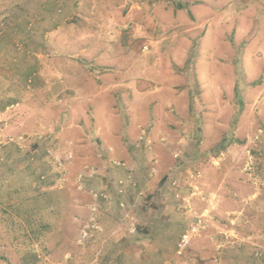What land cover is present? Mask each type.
I'll list each match as a JSON object with an SVG mask.
<instances>
[{"label":"rangeland","instance_id":"374dc122","mask_svg":"<svg viewBox=\"0 0 264 264\" xmlns=\"http://www.w3.org/2000/svg\"><path fill=\"white\" fill-rule=\"evenodd\" d=\"M0 2H81L79 8H70L67 13L73 16L69 22L75 24L74 34L80 35L70 38L67 48L69 63H84L89 76L86 87H51L58 85V72L44 77L42 70L30 71L29 76L16 70L10 73L12 77L21 81L32 76V82L23 80L19 86H8L6 71L0 72V122L13 124L20 117L23 124H30V134L42 135L49 173L41 180L51 179L47 183L50 187L46 185L48 188L35 196L0 200V264H140L137 257L130 256L135 247L127 246V236L132 238L130 224L138 227L141 222L124 214L127 209L152 204L153 199L140 186L142 176L160 180L172 171L177 173L173 168L177 166L191 177V173H201L199 161L218 159L221 151L232 146L242 149L239 165L243 162L246 168L240 179L264 194V0ZM4 18L0 21L5 22ZM24 40L19 36L13 47L19 51L28 47ZM55 44L58 47L59 41ZM80 50H87V55L114 53L120 58L117 71L109 72L107 80L96 78L104 72L92 69L90 58L82 57ZM38 59L43 63V57ZM99 60L107 62V58ZM43 77L51 86H44ZM91 78L104 85L96 98L110 94L117 99V103H104L100 113L105 116L112 110L113 127L127 137L129 156L136 155L133 169L94 133L95 105L87 100L95 91ZM7 98L14 99L13 104L19 101V105L6 107L11 105L5 103ZM49 100L54 103L51 120L45 117ZM64 104L71 112L70 129L76 134L58 132L57 116ZM102 125L107 128L105 119ZM159 146L168 154L166 165H161ZM113 161L123 164L117 166ZM210 164L218 163L211 159ZM115 168L123 173H114ZM92 170L96 172L90 175ZM121 178L128 179L125 194L118 193ZM101 189L108 192L107 200L93 197L91 190ZM136 196L138 200L132 205ZM123 200L124 209L120 206ZM258 205L264 207L260 200ZM95 207L101 209L92 216ZM255 223L264 228V215ZM180 231L177 228L174 232ZM197 235L179 258L187 259ZM260 242L264 246L263 236ZM212 256V263L217 264L218 256L217 260ZM260 257L264 258V253Z\"/></svg>","mask_w":264,"mask_h":264},{"label":"crops","instance_id":"0c3cea01","mask_svg":"<svg viewBox=\"0 0 264 264\" xmlns=\"http://www.w3.org/2000/svg\"><path fill=\"white\" fill-rule=\"evenodd\" d=\"M80 5L81 2H0L1 10L7 8L3 13L0 12V19L5 15L4 21L6 22L0 21V33L3 32L2 36L0 34L2 37L0 38V61L2 56L5 61L3 66L0 63V72L6 71L7 78L5 80L9 83L8 86H19L23 80L25 83L27 82L26 79L20 81L12 77L10 73L21 70L27 74L36 69L44 71V77L48 74L57 75L56 72H58V85L51 83V86L43 77L44 80H41L44 86L68 87V85H74L81 88L88 85L84 83L87 78L89 79L85 71V64L69 63L71 54L67 48L70 38L80 37V35L74 34L75 24L69 22L73 16H68L67 13L71 12L70 8H79ZM31 6L38 8L34 11L30 9ZM74 15H77L76 11H74ZM2 23H5V26L1 29ZM69 31L72 32L69 33ZM19 36L24 37V41L28 44V47L23 49L21 47L20 51L13 47L14 40ZM57 40L59 41L58 47L55 44ZM41 45H43L42 48ZM80 51L82 57L90 58L92 69L104 72L97 75L96 78L107 80L110 78L109 72L117 71L115 65L118 64L120 58L116 57L114 53L87 55V50ZM30 54L37 58H29ZM105 54L106 57L103 56ZM39 57H43V63L41 60L39 61ZM99 58H107V62H100ZM123 58L127 59L126 56ZM91 80L89 83L95 87V91L91 92L93 97L90 96L87 100L95 105L93 112L96 120L94 133L99 136L104 146L113 148L114 156L123 158L128 162L127 166L130 165L133 169L131 163L134 162L136 155L129 156L127 137L123 136L124 133L120 134L122 131L120 128L113 127L116 122H114L115 118L111 116L112 110H107L105 116L100 113L104 103H117V99L115 101V97L110 98V94L106 95L108 97L96 98L100 91H103L104 85H99L94 78ZM5 101V103L13 104L14 99L7 98ZM122 101L127 104V100L124 98ZM15 102L19 105V101ZM53 104V101L49 100L47 113H45V117L50 120L54 113ZM70 114L71 112L64 104L57 116L56 124L61 135L76 134L73 129H70L73 126L68 120ZM115 115L117 116V114ZM2 119L0 111V121ZM104 119L107 121V128L102 125ZM29 125L23 124L20 117L13 124L6 120L4 123L0 122V140L1 137L7 135L3 137L4 143L0 145L2 160L0 161V200L35 196L46 190L47 186L50 187L47 183H50L48 181L51 179L41 180L47 177L44 173H49L42 135L34 136V132L30 134L29 130L32 129L29 128ZM163 133L167 135V132ZM8 134H13L14 137H10ZM108 135L109 138H107ZM8 137L13 138L14 141L9 142ZM21 137L22 139H20ZM78 145L79 140L74 141V146ZM158 149V154L162 157L161 165L168 164V154H166L165 148L159 146ZM240 150L242 149L232 146L221 151L218 159L211 157L212 161L218 163L215 166L210 164L211 159L207 162L199 161L201 173H191V177H188V174L184 175L183 171L180 172V168L178 169L177 166L173 167L177 173L172 171V174H166L160 180H155L156 178L152 176L149 178L146 174L143 175L140 179V186L144 187L147 197L153 201L150 202L151 206L127 209L124 214H127V218H135L143 224L141 226L139 223L138 227H135L134 222L130 224L129 232L133 234H131V239L127 236V246L130 245V247L133 246L139 250L135 253L136 249L134 248V255L131 253L130 256L137 257L140 264H213L212 255L215 260L218 256L217 264H263L264 258H261L260 255L264 253V246L260 242V237H264V228L256 225L255 220L260 215H264V207L259 208L258 205L259 200L260 203H264V194L260 190L249 188L247 183L240 179L245 167L243 162L239 165ZM257 167L259 168V166ZM189 169L187 171L191 172ZM113 172L123 173L120 168ZM213 195H215L214 198H212ZM117 197L120 199L121 195H117ZM137 200L138 196L134 197L131 199V204L135 205L134 202ZM116 204L117 202L115 207ZM107 209L105 207L104 211ZM93 210L91 211L92 216L95 215V212L99 213L96 207ZM133 210L134 212H132ZM197 218L203 220L205 227L200 229L192 248L187 253V259L182 260L175 253L176 244L188 225ZM177 228L181 231L175 233ZM250 229L252 231L254 229V231L250 233ZM114 232L115 230L112 231V233Z\"/></svg>","mask_w":264,"mask_h":264},{"label":"built area","instance_id":"2783aa9c","mask_svg":"<svg viewBox=\"0 0 264 264\" xmlns=\"http://www.w3.org/2000/svg\"><path fill=\"white\" fill-rule=\"evenodd\" d=\"M3 25V23L1 24ZM1 34V33H0ZM32 76L28 77L27 79V83L30 84L32 82ZM18 105V103H14L9 105L8 107H12ZM145 135V134H144ZM145 136H141V139L144 138ZM22 139V137L20 138ZM147 140V139H146ZM9 141H14L13 138H9ZM114 165L117 166H122L123 162L120 161H113ZM153 172H156L157 169L155 167L152 168ZM96 172L95 170H92L90 175H93V173ZM80 177H82V175H80ZM126 182H127V178H121L118 180L117 182V189H118V193L119 194H125L127 193V188H126ZM91 193L93 195L94 198H108V192L105 189H101V190H91ZM124 200L120 202V206L124 209L126 207V205L124 204ZM204 222L203 220H201L200 218H197L195 221H192L188 227L186 228V230L181 234L177 244H176V249H175V253L176 255L179 257L183 256L186 251L187 248L189 247L191 240H192V236L196 233H199L200 229L204 228ZM85 230V229H84ZM84 234L86 235V232H84Z\"/></svg>","mask_w":264,"mask_h":264}]
</instances>
